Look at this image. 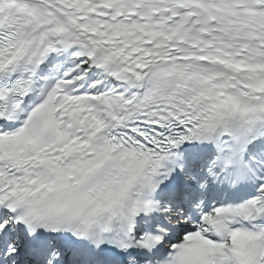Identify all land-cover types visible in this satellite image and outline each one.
Masks as SVG:
<instances>
[{"label": "snow or ice", "instance_id": "obj_1", "mask_svg": "<svg viewBox=\"0 0 264 264\" xmlns=\"http://www.w3.org/2000/svg\"><path fill=\"white\" fill-rule=\"evenodd\" d=\"M0 264H264V0H0Z\"/></svg>", "mask_w": 264, "mask_h": 264}]
</instances>
